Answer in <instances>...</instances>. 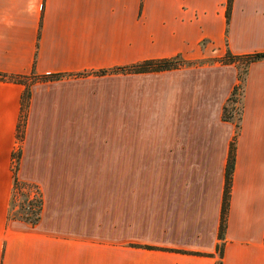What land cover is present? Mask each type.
I'll use <instances>...</instances> for the list:
<instances>
[{"label": "crops", "instance_id": "0c3cea01", "mask_svg": "<svg viewBox=\"0 0 264 264\" xmlns=\"http://www.w3.org/2000/svg\"><path fill=\"white\" fill-rule=\"evenodd\" d=\"M228 2L0 0V73L27 78L0 77V264H264V59L247 71L223 238L236 133L223 113L239 83L236 63L111 71L177 54L264 52V0H232L229 23ZM50 74L61 76L44 79ZM27 88L18 177L41 189L34 225L12 206ZM163 101L172 102L167 114ZM137 102L146 119L172 118V141L107 135L118 116L133 117ZM86 133L100 139L86 140ZM118 164L167 167L118 178Z\"/></svg>", "mask_w": 264, "mask_h": 264}, {"label": "trees", "instance_id": "16d2710c", "mask_svg": "<svg viewBox=\"0 0 264 264\" xmlns=\"http://www.w3.org/2000/svg\"><path fill=\"white\" fill-rule=\"evenodd\" d=\"M231 3L232 0L228 2V11H227V22L230 21L231 16ZM224 63H236L238 67L240 64H244V70L242 72H238L239 83L234 87L231 96L228 99V104L224 107L223 117L226 120L234 121L235 119V105L238 101L241 105L238 108V122L236 123V133L234 138L230 144V152H229V159L226 168V181H225V189H224V198H223V205H222V215H221V226H220V238L225 236L226 228H227V216L230 208V199H231V187H232V180H233V173L235 169V162H236V142L237 136L240 132L241 128V121L243 118V111H244V89L246 84L247 78V71L251 63L264 59V52H257L254 54L248 55H234L229 50L226 52V55L223 57ZM188 63V60L183 57L182 54H177L171 57L165 58H156V59H146L143 61L135 62L133 64L127 65L125 67H118L114 68L111 71L114 72H123V73H142V72H153V71H164L182 67ZM52 77H58L57 74L51 75ZM0 77L2 78H10L13 80L23 81V76L20 75H12L9 76L7 74L0 73ZM242 89V93L240 90ZM242 95V98H239V95ZM30 91L27 90L26 94L24 95V101L29 99ZM238 97V98H237ZM233 102L232 105L229 106V103ZM15 160V156H14ZM14 170V194L12 199V206H16V194H17V186H18V179L16 178L15 174V166L13 164ZM39 192V196L37 198H30L29 192H23L21 195V200L19 204V211L14 213V216L24 219L25 221L31 223L32 225L36 224L41 218V211L43 208V197L40 189L38 186H35ZM13 213V212H12ZM219 264H222L221 262Z\"/></svg>", "mask_w": 264, "mask_h": 264}, {"label": "rangeland", "instance_id": "374dc122", "mask_svg": "<svg viewBox=\"0 0 264 264\" xmlns=\"http://www.w3.org/2000/svg\"><path fill=\"white\" fill-rule=\"evenodd\" d=\"M188 63H186L185 65H183L182 67H188V66H199V65H205V64H215V63H223L224 58H220V57H207V58H203V59H187ZM241 66L238 67V65L236 64L237 68H238V72H242L244 70V64H240ZM154 72V71H153ZM239 74V73H238ZM50 75H45L46 77L44 79H48V78H55L52 77ZM81 75V74H80ZM61 75H58V77ZM23 81L27 80L26 77L23 76ZM36 80L33 79V81ZM125 82L123 80L118 82V91H120L122 88L125 87ZM140 87L139 82L135 84H133V88H137ZM28 90V88H27ZM26 90V92H27ZM25 92V94H26ZM240 92L242 93V89L240 90ZM242 98V95H239V98ZM125 98V95H124ZM238 98V97H237ZM29 101H30V96L29 99L26 100V103L24 101V109L22 111V117L20 120V124H19V129H18V144L16 146V151L14 152V156H15V160L13 159V164L15 166V174H16V178L19 180L18 181V186H17V194H16V206L20 204V202H22L21 200V195L23 192H29L30 198H31V193L34 192V190H36L35 186H38L36 184H29V183H25L22 182L19 177H18V169H19V163H20V158L22 155V146H23V141H24V135H25V127H26V122H27V109L29 106ZM123 107L122 109L125 110V106L126 105V101L123 100ZM171 101H163L162 105H163V110L164 113L167 114L169 112V109H171ZM226 104H228V101L226 102ZM233 102L229 103V106L232 105ZM138 108H135L133 111V117L130 119L129 116H118L117 117V127H116V131L115 132H111V133H107L108 136H111V138L115 139L117 142L119 141H136V142H155L158 141L157 139L161 140V141H172L173 140V130H172V123L171 120L172 118L169 116H165V114L162 112V115H160L161 117L159 118H148L146 119L145 116L142 115V111L139 109L142 106L141 102H137L135 104ZM240 103L237 101L236 105H235V119L234 121L237 123L239 114H238V108L240 107ZM122 111L123 114H126L125 111ZM128 113V112H127ZM148 120H150L151 123H148ZM131 121V124H130ZM159 121V123H158ZM235 123V124H236ZM163 128H164V132H163ZM159 132L163 134V137H161V139L159 138ZM107 136V137H108ZM86 140L87 138H90L97 141L100 139V135L98 133H86L85 134ZM167 166H163V165H157V164H152V165H137L134 164L132 166L129 165H125V164H118L117 165V176L118 178L121 176L120 174H124V173H130L133 172L134 174H138V173H157L160 171H165V168ZM139 182V181H137ZM133 183V187H135V181H132ZM119 184V182L117 183ZM38 188L40 189V187L38 186ZM41 191V189H40ZM102 246H107L108 245H102ZM101 256L102 259H107V250H101ZM102 264H107V261H102Z\"/></svg>", "mask_w": 264, "mask_h": 264}, {"label": "built area", "instance_id": "2783aa9c", "mask_svg": "<svg viewBox=\"0 0 264 264\" xmlns=\"http://www.w3.org/2000/svg\"><path fill=\"white\" fill-rule=\"evenodd\" d=\"M39 196V192L38 190H34V192L31 193V198L34 199V198H37Z\"/></svg>", "mask_w": 264, "mask_h": 264}]
</instances>
